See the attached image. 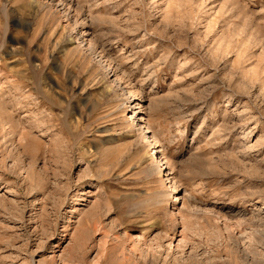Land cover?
<instances>
[{"label":"rangeland","instance_id":"374dc122","mask_svg":"<svg viewBox=\"0 0 264 264\" xmlns=\"http://www.w3.org/2000/svg\"><path fill=\"white\" fill-rule=\"evenodd\" d=\"M0 264H264V0H0Z\"/></svg>","mask_w":264,"mask_h":264},{"label":"bare ground","instance_id":"6f19581e","mask_svg":"<svg viewBox=\"0 0 264 264\" xmlns=\"http://www.w3.org/2000/svg\"><path fill=\"white\" fill-rule=\"evenodd\" d=\"M130 108V107H129ZM136 108V104H134V108L133 109H135ZM141 120V119H140ZM140 129H147V125H145V124H141L140 125ZM147 132H148V130H147ZM148 135L145 137V138H149V141H143V143H142V146L144 147V148H146L147 149V147L149 146L148 145V142L150 143V141H151V144H150V146L153 148V149H155V147L153 146V143H154V141H155V139L153 138V136L150 134V133H147ZM154 152V151H153ZM156 152V151H155ZM153 154V153H152ZM156 154H158V152H156ZM153 159V158H152ZM154 160H155V164L153 165V170L155 171V172H162L163 170H165V165H164V163H163V161H162V159H161V157H158V156H156V157H154ZM164 173H166L167 174V177H168V179H169V177L171 176V174H168V172L166 171V172H164ZM163 173V174H164ZM174 195L173 196H171V198H170V200L172 199V201L170 202V205L173 207V210H175V211H177V209H178V204H179V201H180V197H178V194H177V190H175L174 192ZM176 193V194H175ZM186 224L188 225V226H186ZM194 225H196V224H190L189 222H182V226H183V231H182V238H185L186 236H185V234H184V226H186V227H189L190 226V228H192V226H194ZM207 226H212V223H210V222H207ZM200 226H198V228H199ZM186 230V229H185ZM172 232V231H171ZM167 235V234H166ZM172 235H174L173 233H170V234H168V237H172ZM158 239H159V237H158Z\"/></svg>","mask_w":264,"mask_h":264}]
</instances>
